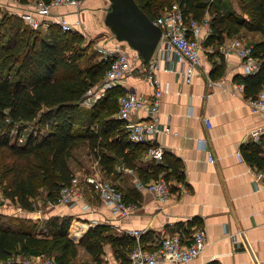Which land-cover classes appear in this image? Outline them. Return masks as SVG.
I'll use <instances>...</instances> for the list:
<instances>
[{"label":"crops","instance_id":"crops-1","mask_svg":"<svg viewBox=\"0 0 264 264\" xmlns=\"http://www.w3.org/2000/svg\"><path fill=\"white\" fill-rule=\"evenodd\" d=\"M213 2L215 10L236 11L248 17L237 0ZM109 3V0H82L79 6L62 5L53 12L64 14L71 22L81 17L87 40L111 45L121 41H115L104 24ZM7 4L10 12L20 15L33 8L35 0L27 3L11 0ZM208 11L204 18L211 21L213 14ZM236 38L253 45L262 35L259 31L242 29L236 35L225 34L219 41L216 33L203 28L199 37L200 64L191 81L187 80L184 59L161 48L155 56L161 65L156 73L162 86L168 83L169 89L163 93L160 104V130L143 143L146 148L138 153L135 166L119 162L115 170L108 173L92 152L89 157L93 159L86 166L79 164L74 168L70 158L81 197L73 204H50L44 191L43 207L24 209L23 213L40 225L44 222L45 227L48 218L73 216L69 235L75 241H80L95 225H104L108 232L117 235L134 236L131 230L139 229L142 231L140 241L149 249L155 248L164 235L180 231L188 242L195 229L205 228L206 247L184 264H264V168L250 162L245 154L248 145L257 142L262 145L264 156L261 140L264 135L252 136L254 129L264 125V112L253 111L245 89L237 88L239 83L245 86L238 77L248 75L243 58L235 49L229 53L224 50ZM130 54L133 69L115 86L123 92L134 91L150 97L155 87L138 68L139 63L145 61L135 49H130ZM149 116L147 108H141L132 111L130 120ZM152 143L164 148L162 160L148 153L147 147ZM238 151L245 160L239 159ZM209 152L213 161L209 159ZM155 165L163 167L157 172L159 176L169 178L166 179L171 193L165 200L136 185L138 178L156 179ZM97 176L115 182L128 201L138 204V209L121 219L114 217L111 207L93 188V178ZM119 227L123 232L119 233ZM127 256L130 260V252ZM23 257L19 255L20 259H25ZM104 263H124L115 255L110 243L105 245Z\"/></svg>","mask_w":264,"mask_h":264},{"label":"trees","instance_id":"trees-1","mask_svg":"<svg viewBox=\"0 0 264 264\" xmlns=\"http://www.w3.org/2000/svg\"><path fill=\"white\" fill-rule=\"evenodd\" d=\"M137 1L151 19L174 1H180L187 19L203 20L213 8L211 26L219 41L225 34L236 35L242 29L259 31L262 38L253 44L254 55L263 63L257 72L238 79L245 83L248 95L264 87V0H237L248 17L215 10L213 0ZM24 22L19 14L0 9V152L6 158L3 174L9 177L2 191L23 209L34 210V199L41 189L48 201L55 202L62 186L73 181L75 172L69 160L80 141L88 144L108 173L119 162L135 166L138 153L146 147L129 139L125 120L116 116L119 97L125 93L121 89L109 88L94 105L82 107L84 94L103 78L109 65L91 49L93 41L83 33L65 31L57 23L49 25L45 36ZM27 122H34V129L23 142L12 141V130ZM262 151L260 143L251 142L245 149L246 158L264 168ZM162 168L155 165V178ZM71 222V215L48 218L47 232L41 233L33 217L0 211V260L17 254H48L59 264H73L86 257L88 262L102 264L105 245L110 243L115 255L129 263L127 253L135 246L136 237L117 235L104 225H95L75 241L69 235Z\"/></svg>","mask_w":264,"mask_h":264},{"label":"built area","instance_id":"built-area-1","mask_svg":"<svg viewBox=\"0 0 264 264\" xmlns=\"http://www.w3.org/2000/svg\"><path fill=\"white\" fill-rule=\"evenodd\" d=\"M82 0H35V5L31 9H27L20 13L23 20L32 28L49 27L51 23H57L59 26L70 32H78L85 34V27L82 18L76 21H69L64 14L54 13L55 7L72 4L79 6ZM154 23L162 28V34L159 42L153 52L152 57L147 62L139 63V70L154 85L155 91L150 96H144L134 91H128L120 95L119 107L116 112L117 117L125 120V129L128 137L133 142L144 143L160 130L158 124V114L160 112V104L165 91L169 89V84L162 86L156 71L161 67L157 52L162 48L169 54L174 52L175 55L184 59L186 63L185 73L187 80L191 81L195 73L196 66L200 64V43L199 37L203 28L213 31L211 21L204 18L196 20L194 18L187 19L184 15L180 1H174L164 12L159 14ZM101 54V58L108 61L109 65L105 71L103 78L96 84L91 86L84 94L81 105L91 107L98 99L105 95L109 88L115 86L118 80L127 72L133 69L129 46L121 41L111 45H103L99 43L97 46ZM232 49L237 50L238 54L243 58L245 72L247 74L257 72L263 60L254 55V46L243 42L236 38L231 44L225 46V52L229 53ZM238 90L244 91L245 86L239 83ZM248 102L253 111L264 112V87L255 95L248 96ZM147 108L150 116L137 120H130L132 111ZM209 124V118L206 117ZM264 135V125L252 131L254 138ZM148 153L157 160H162L164 156V148L161 145L150 144ZM240 160H245V156L241 151L237 152ZM209 159L213 161L214 157L209 152ZM132 170L131 168H127ZM75 178V177H74ZM264 186V180L262 182ZM136 185L139 189H147L155 193L159 199L165 200L171 193L169 182L164 176L156 179L144 180L138 178ZM93 188L99 194L102 201L111 207L114 217L121 219L131 215L138 209L136 202L128 201L123 190L112 180L97 176L93 178ZM80 186L73 181L70 184L62 186L57 201H48L50 204L66 203L73 204L81 197ZM0 196L4 197L3 191L0 190ZM119 233L123 232L118 228ZM132 234L136 237V243L130 251L129 263L119 264H164L172 262L173 264H184L198 256L208 243V234L205 228H197L187 242L186 237L180 232L164 235L158 245L149 249L142 245L140 235L142 231L132 229ZM20 254L14 255L10 259L0 260V264H59L55 256L43 255L19 258ZM22 260V261H21ZM107 264V263H102Z\"/></svg>","mask_w":264,"mask_h":264},{"label":"water","instance_id":"water-1","mask_svg":"<svg viewBox=\"0 0 264 264\" xmlns=\"http://www.w3.org/2000/svg\"><path fill=\"white\" fill-rule=\"evenodd\" d=\"M104 24L115 41H123L149 61L162 34V28L142 9L137 0H109Z\"/></svg>","mask_w":264,"mask_h":264},{"label":"rangeland","instance_id":"rangeland-1","mask_svg":"<svg viewBox=\"0 0 264 264\" xmlns=\"http://www.w3.org/2000/svg\"><path fill=\"white\" fill-rule=\"evenodd\" d=\"M10 1L11 0H0V9L2 10V12H4V11L10 12L11 11L7 7V5H8L7 3ZM169 6L170 5H167L166 8H168ZM212 9H210L208 12H211ZM164 10L162 12H164ZM24 24L28 25L26 22H24ZM39 30L41 31V33L43 35L47 36V31H48L47 26L41 27V28H39ZM87 39H89V38H87ZM98 45H99V42L97 41L96 43L92 44L91 49H94L96 54L101 58V54L97 49ZM129 49H131V51H132L131 47H129ZM82 107H85V106H82ZM87 108H89V107H87ZM21 125H25V126L21 127ZM34 125H36L34 122H27L25 124H19V126L15 127L12 130L11 140L15 141L16 139H18L19 142H23V140L25 139V137L27 136L29 131L34 129V127H35ZM19 132H20V136H19L20 138L18 137ZM88 147H89L88 144L84 141H80L77 145H75L73 147L71 160H72V165L74 166V168H77V165H79V164H81L82 166H86L87 164H90L89 160H92L93 156L89 157V155L91 154V151H89L90 149ZM87 148H88V150H87ZM4 161H6V158H5L4 154H2L0 152V190L1 191H2L3 185L9 179V177H7L6 175L3 174L4 172L2 169L3 168L2 165H3ZM7 161H10V160H7ZM43 193H44V190L41 189L40 193L35 197V199H34L35 208H42L43 207V202L41 200L43 197ZM39 198H40V200H38ZM0 211L5 212L9 215H16V214L17 215H21V214L24 215V213H23L24 209L18 203L13 202L10 199H8L5 195H4V197L0 196ZM72 219H73V216H72ZM44 224H45L44 222L42 223V225L38 224L39 225L38 231L41 233L47 232V227L43 226ZM53 255H55V253H53ZM88 260H89L88 257L80 258L76 262H74L73 264H88V263H90V262H88Z\"/></svg>","mask_w":264,"mask_h":264}]
</instances>
